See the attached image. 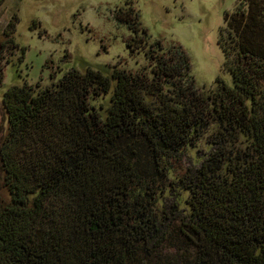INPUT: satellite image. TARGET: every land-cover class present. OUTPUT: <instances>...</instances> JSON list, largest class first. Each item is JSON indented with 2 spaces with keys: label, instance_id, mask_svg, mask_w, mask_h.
Wrapping results in <instances>:
<instances>
[{
  "label": "trees",
  "instance_id": "trees-1",
  "mask_svg": "<svg viewBox=\"0 0 264 264\" xmlns=\"http://www.w3.org/2000/svg\"><path fill=\"white\" fill-rule=\"evenodd\" d=\"M116 18L145 53L141 70L74 68L4 94L0 264H264V0L225 15L232 85L207 91L182 46L149 41L134 7ZM110 92L103 117L96 101Z\"/></svg>",
  "mask_w": 264,
  "mask_h": 264
},
{
  "label": "rangeland",
  "instance_id": "rangeland-1",
  "mask_svg": "<svg viewBox=\"0 0 264 264\" xmlns=\"http://www.w3.org/2000/svg\"><path fill=\"white\" fill-rule=\"evenodd\" d=\"M239 0H5L0 6V43L6 38L14 19V39L18 48L4 70L0 84V147L8 131L4 107L5 92L11 86L57 82L71 69L89 68L112 77L117 64L139 71L148 60L144 51L132 53L127 46L133 32L116 18L119 9L134 7L149 41L161 40L167 48L178 44L190 57L192 74L198 88L210 90L222 79L232 85L226 56L220 44L225 15ZM112 85H115L113 79ZM111 92L96 101L104 105L103 117L110 105ZM205 147L202 141L198 145ZM191 153L184 157L178 172L191 166ZM0 162V197L6 195Z\"/></svg>",
  "mask_w": 264,
  "mask_h": 264
}]
</instances>
